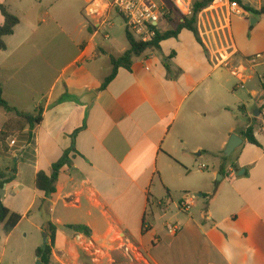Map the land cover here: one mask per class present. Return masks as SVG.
<instances>
[{"label": "crops", "instance_id": "1", "mask_svg": "<svg viewBox=\"0 0 264 264\" xmlns=\"http://www.w3.org/2000/svg\"><path fill=\"white\" fill-rule=\"evenodd\" d=\"M107 1L82 13L72 34L45 13L38 21L50 23L47 28L31 26L20 40L21 21L5 38L4 98L20 111L42 113V122L32 134H14L8 152L0 141V170H17L0 200L23 217L11 234L0 225V264L19 263L21 249L8 248L14 237L16 244L31 242L29 264H37L36 250L50 243V224L57 228L51 264H102L110 250L123 254L136 245L146 264H264V131L257 126L259 108L246 123L239 119L247 113L245 103L232 109L227 73L231 62L264 53V15H245L221 0L199 17L202 45L183 30L163 41L160 52L134 58L130 71L119 69L101 90L112 72L111 57L130 49L127 38L113 36L114 23L109 41L98 29L103 17H112ZM243 2L257 10L264 5ZM177 4L186 14L183 1ZM63 34L74 50L60 40ZM35 35L53 40L35 43ZM13 118L0 109V135ZM249 128L260 146L243 136ZM232 135L243 142L227 157ZM72 146V165L63 168L57 193L46 198L36 176L51 175ZM175 191L184 193L172 214L177 222L158 225L151 207L163 206L166 216ZM185 200L192 204L187 212L180 210ZM69 225L89 227L91 238Z\"/></svg>", "mask_w": 264, "mask_h": 264}, {"label": "trees", "instance_id": "2", "mask_svg": "<svg viewBox=\"0 0 264 264\" xmlns=\"http://www.w3.org/2000/svg\"><path fill=\"white\" fill-rule=\"evenodd\" d=\"M221 0H194L190 15L182 14L174 4L168 0L166 19L169 24L172 25V29L167 31H159L154 38L152 43L144 44L137 41L126 28V38L130 44V49L121 57H111L112 72L109 77L105 79L102 84L101 90H105L111 81L116 77L118 70L123 68L130 71L133 65V59L141 56L147 51L160 52L161 43L163 41L178 38L183 30L192 32L196 40L202 45V40L198 30V16L206 9L211 7L215 2ZM231 4L237 5L245 15L263 16L264 5L260 10L253 8L242 2V0H229ZM0 14L3 18V22L0 23V51H7V44L5 38L13 36L15 29L21 23L18 16L13 14L9 7L3 3H0ZM179 15V19L176 21L174 15ZM165 66L169 69V66L165 63ZM0 109L6 110L8 113L13 114L14 118L7 121L1 131L0 141L3 146V150L8 152L9 139L16 133L29 130L32 134L33 130L39 126L42 122V113L31 114L20 111L19 109L12 107L4 98V87L0 84ZM77 134V133H76ZM76 134L73 136L75 138ZM243 136L249 141L250 144L260 146L259 142L253 135L252 130L249 128ZM75 148L65 150L63 157L53 165L51 175H47L45 172H39L36 176V188L40 192H43L46 198L52 197L57 193V182L59 176L66 166L72 165V154H74ZM17 176V170L13 169L10 171L0 170V191L6 186L12 185ZM23 217L19 214L11 212L0 200V225L3 226L5 234H11L17 226L21 223ZM147 227H149L147 225ZM73 232L84 235L87 238H91L92 231L85 225H69L66 227ZM149 229L143 228V231ZM57 228L50 224L49 225V238L50 243H46L43 247L36 250L35 255L42 264H51L52 251L55 246Z\"/></svg>", "mask_w": 264, "mask_h": 264}, {"label": "rangeland", "instance_id": "3", "mask_svg": "<svg viewBox=\"0 0 264 264\" xmlns=\"http://www.w3.org/2000/svg\"><path fill=\"white\" fill-rule=\"evenodd\" d=\"M99 0H0V3L5 4L9 7L10 11L18 16L20 20L22 21V26L19 30L18 37L20 40H24L26 36V33H30L29 29L31 26L34 27H40V29L47 28L50 23H39V16L43 15L45 13H48L52 17H56V21L59 23L61 28H63L65 33L70 32H77L78 24L80 22V19L83 14H90L93 11V7L98 5ZM174 7H179L177 4V0H170ZM184 5L186 6V9H182V11L186 14L184 15H190L192 10V5L194 0H182ZM245 2H251L252 0H244ZM257 1V0H255ZM108 5L110 4V0L107 1ZM166 6V11L168 7V0H162ZM220 1L215 2L212 6L217 4ZM223 2H226V0H223ZM228 2H230L228 0ZM243 2V0H242ZM244 3V2H243ZM180 5L183 6V4L180 2ZM211 6V7H212ZM209 7V8H211ZM208 8V9H209ZM95 9V8H94ZM208 9L204 10L201 14L205 13ZM220 9V7H219ZM180 11V10H179ZM182 13V12H181ZM183 14V13H182ZM200 14V15H201ZM198 16V22L199 17ZM46 19V17H43ZM112 20L114 21V37L117 38L118 41L122 42L126 40V24L122 17L118 16L116 13H112ZM205 20L207 19L206 15L204 16ZM174 19L177 21L179 19V15L175 14ZM2 20V16L0 14V21ZM82 21V20H81ZM218 24H220L218 22ZM161 27L163 31L172 29V25L169 24L168 20L167 23L162 22ZM111 30V29H110ZM26 32V33H25ZM53 40V36L49 35H42L38 36L35 35L31 41L35 43L44 42V43H50ZM60 40L62 42L66 43L71 50H74L73 45L71 44L68 37L63 34L60 37ZM58 41V39H56ZM9 54H4L3 52H0V61L7 59ZM252 59V58H251ZM245 67L243 69L242 67ZM230 70L227 69L228 78L230 79V91L235 94L233 96L232 94L228 95V98L231 100L233 110H238V107L241 106L239 101L244 102L247 107V113L246 114H240L239 119L241 122L246 123L249 117H252L254 115L255 110L258 109L264 102V66L259 67H252V65H249L246 61L243 60H235V62H231L229 64ZM234 71L236 73L244 74L245 78L248 80L246 84L244 85V88H241L242 84L238 80V77L233 76L231 71ZM263 85V86H262ZM239 88H236L238 87ZM255 91L259 93V97L254 98L252 97V92ZM260 121L258 122V127L260 125ZM224 159V158H223ZM222 177V176H221ZM219 178V177H218ZM158 193V191H157ZM163 193V189H161V192ZM192 194V193H191ZM193 198L195 200H200L198 198V195H193ZM184 197V193H181L179 191H175L172 193V199L173 204L168 205L169 211L168 214L165 216V212H161V209H164L163 206H160V210L154 206H152V210L154 212V216H156L157 223L163 224L165 222H168L169 224H175L177 222L176 218H172V214H177L178 210L177 207H179V201ZM148 218L151 217L148 215ZM147 219V220H149ZM155 224V222H152ZM22 230H27L26 228H21ZM19 230L17 232V239L21 240V234L22 230ZM125 235H120L119 240L123 241L125 240ZM16 238L14 237L11 241V244H9L8 248H11L12 251H16L21 249L23 252L22 257L18 264H29V255H33L32 248H31V242H25L21 243L20 241L16 244ZM31 257V256H30ZM103 259V258H102ZM102 264H146L145 257L142 256V252L139 250V247L136 245V247H132L131 252H124L123 254L114 252L112 250L109 251V255L103 259Z\"/></svg>", "mask_w": 264, "mask_h": 264}, {"label": "built area", "instance_id": "4", "mask_svg": "<svg viewBox=\"0 0 264 264\" xmlns=\"http://www.w3.org/2000/svg\"><path fill=\"white\" fill-rule=\"evenodd\" d=\"M109 12L116 13L122 17L131 35L139 42L144 44L152 43L159 31H163L161 23H167L166 19V6L162 0H110ZM113 27V20L110 16L103 17L99 22L98 29L102 33L106 41L111 39L109 29ZM252 67L264 66V53L259 54L249 61ZM243 69L246 68L243 66ZM239 77L244 88L245 83L248 81L244 74L234 73ZM264 83V82H263ZM257 119L261 123V130L264 131V102L259 107V116ZM192 204L189 201H184L180 204V210L187 212L190 210ZM174 231L173 228H170Z\"/></svg>", "mask_w": 264, "mask_h": 264}, {"label": "water", "instance_id": "5", "mask_svg": "<svg viewBox=\"0 0 264 264\" xmlns=\"http://www.w3.org/2000/svg\"><path fill=\"white\" fill-rule=\"evenodd\" d=\"M257 22H258V20L256 18L250 19L251 25H255V24H257ZM86 99H90V98H86ZM87 104L89 105V102H87ZM256 114H259V112ZM242 142H243V140L239 136L232 135L229 142H228L227 148L225 150V155L227 157L231 156V154L242 144ZM4 193H5V189L0 191L1 195H3ZM37 264H42V263L40 261H38Z\"/></svg>", "mask_w": 264, "mask_h": 264}]
</instances>
